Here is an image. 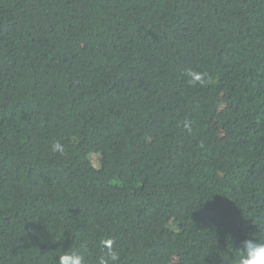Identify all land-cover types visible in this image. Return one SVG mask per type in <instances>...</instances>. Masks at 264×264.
Segmentation results:
<instances>
[{"label":"trees","instance_id":"trees-1","mask_svg":"<svg viewBox=\"0 0 264 264\" xmlns=\"http://www.w3.org/2000/svg\"><path fill=\"white\" fill-rule=\"evenodd\" d=\"M251 233L264 0H0V264L107 239L116 264H231Z\"/></svg>","mask_w":264,"mask_h":264},{"label":"clouds","instance_id":"clouds-1","mask_svg":"<svg viewBox=\"0 0 264 264\" xmlns=\"http://www.w3.org/2000/svg\"><path fill=\"white\" fill-rule=\"evenodd\" d=\"M190 83H203L205 73L188 70ZM53 151L64 152L63 145L57 141L53 144ZM103 244L108 248V253L101 257L99 264H116L119 254L113 250V240L107 239ZM238 255L231 254V264H264V237L257 238L253 233L240 241ZM218 255L221 257L220 253ZM222 258V257H221ZM223 259V258H222ZM224 260V259H223ZM57 264H87L85 256L76 249L63 251L57 258ZM230 264V262H229Z\"/></svg>","mask_w":264,"mask_h":264},{"label":"rangeland","instance_id":"rangeland-1","mask_svg":"<svg viewBox=\"0 0 264 264\" xmlns=\"http://www.w3.org/2000/svg\"><path fill=\"white\" fill-rule=\"evenodd\" d=\"M94 161V160H93Z\"/></svg>","mask_w":264,"mask_h":264}]
</instances>
